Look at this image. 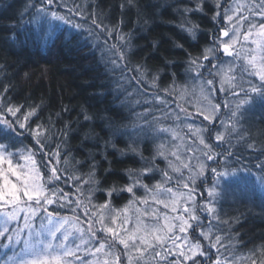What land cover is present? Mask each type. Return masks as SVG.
I'll return each instance as SVG.
<instances>
[{"label": "snow or ice", "instance_id": "6c2138e0", "mask_svg": "<svg viewBox=\"0 0 264 264\" xmlns=\"http://www.w3.org/2000/svg\"><path fill=\"white\" fill-rule=\"evenodd\" d=\"M133 2L134 0H128V5L131 6ZM204 5L205 0H199L195 8L185 6L183 9H176L181 15L180 26L193 39L196 38L199 25L192 23L187 14L203 12ZM124 7L122 4V11ZM61 8L64 9L63 12ZM221 8L224 5L216 0L217 11L213 21L220 23L217 18H222L226 26L218 29V37L213 32L212 44L205 47L200 56H190L189 60L193 70L207 68L212 77L204 80L203 73L197 71L194 78L200 81L197 85L200 102L196 114L198 117L202 116L207 124L202 122L201 125L194 126L187 123L190 135L181 136L175 128L163 124V120L170 118L168 113H163L160 117L152 116L151 121L147 119L152 115L148 108H145L144 113L137 114V118L143 119L161 141L156 146V155L167 162L171 173L178 175L173 176L167 169H161V180L149 186L144 181L151 178L149 174L157 170L155 156L149 164L141 154V159L148 166L136 174L129 170L131 183L123 188L113 187L107 191L110 198L114 192L126 191L131 195L132 199L122 209H113L110 200L100 205L92 204V190H89L86 197L87 205L80 198L84 196L82 184L93 182L91 177L94 176L96 167L94 161L89 180L81 181L79 176L69 177L80 181V184L75 185L80 195L75 200L76 207L71 211L75 213L76 208L83 207L88 216L87 221L81 220L79 216H61L58 209L67 207L72 201L69 199L70 193L58 186L62 178L58 174L60 169L53 166L50 168V175L42 173L36 151L23 146L19 139L27 132L36 145L40 146L41 153L49 157L55 156L59 160L58 150L44 151L46 133L50 129L39 124L32 128L31 121L37 116L39 106L25 111L24 105L13 104L6 98L9 87L5 86L4 92L0 93V248L12 250V255L8 256L5 264H124V259L127 264H264V244L241 253L239 245L242 242L233 244L231 235L225 237L219 234V225L228 224L230 227V222L221 219L223 202L218 191L219 178L228 175L229 169L232 175L241 171L249 176L253 175L252 168L232 150V140H245L242 122L258 104L264 106V0H251L250 4H241L240 0H236V4L224 8L223 13ZM245 10L248 12L247 16L242 15ZM29 12L31 15L28 22L46 26V35L60 31V25H65L75 29L78 35L86 31L85 39L94 38L97 43L93 47L100 48L99 33L91 28L86 29L80 22L91 19V24L100 33L107 34L103 49L107 55H102L101 59L114 67L118 65L113 57L118 56L120 61L126 60L124 46L130 48L132 34L122 33L119 26L109 27L103 24L95 13L86 18L81 6L74 2L69 7L68 0H34L25 8V13ZM250 17H258L259 20L253 21ZM21 18L23 19V14ZM241 21L245 22L247 30H243ZM114 33L117 43L108 46L107 40L112 39ZM221 52L231 60L225 61L219 55ZM136 71L141 76L146 75L141 65L136 66ZM136 78L141 82L139 77ZM155 79L153 77V82ZM117 87L119 90L122 86ZM164 91L168 93L167 89ZM187 91L185 89L181 95L187 94ZM218 92L225 94L222 103L215 102ZM155 99L165 103L159 96ZM180 111L185 113V121L192 115L186 108L182 107ZM173 115L180 120L179 114ZM85 119L91 117L86 115ZM216 121H219V126ZM60 134L65 137L67 135L63 130ZM168 135L171 140L167 139ZM213 135L215 145L211 143ZM174 141L181 143L176 145ZM223 145L227 147L222 152H217L216 147ZM112 146L115 147L114 144ZM248 147L256 150L254 143H249ZM181 148L185 152L184 156L180 154ZM212 164L216 166L213 167ZM43 167L48 168V165L44 164ZM254 167L259 169L255 183L264 190V159H257ZM221 168L225 170L221 171ZM182 169H186L188 174L185 175ZM207 171L212 174L211 185L206 184ZM197 180L206 184L203 191L207 193V198L201 197L199 202L196 195L199 187ZM139 189H143V196L137 195ZM53 205L57 208H52ZM161 208L166 211H161ZM205 218L208 220L207 225L202 222ZM109 220L111 224L108 223ZM85 223L86 228L82 226ZM197 230L207 241V247L191 234ZM98 233H103V237ZM224 239L229 243L225 244ZM117 244L122 246V252L116 249ZM210 249L216 250L215 260L212 259ZM169 257L175 259L169 260Z\"/></svg>", "mask_w": 264, "mask_h": 264}, {"label": "trees", "instance_id": "16d2710c", "mask_svg": "<svg viewBox=\"0 0 264 264\" xmlns=\"http://www.w3.org/2000/svg\"><path fill=\"white\" fill-rule=\"evenodd\" d=\"M226 1L220 0L224 6ZM30 2L34 0H0V93L8 86L9 91L5 95L13 104L24 105L25 111L39 106L31 126L35 128L39 124L50 129L46 133L44 151L58 150L59 160L41 153L40 146L27 132L19 139L23 146L36 151L42 173L50 175L53 166L60 169L58 174L62 178L58 186L70 193L72 201L67 207L58 209L61 216L72 218L78 213L85 215L83 207L76 208L75 213L71 211L80 195L75 187L80 181L69 177L79 176L81 181L89 180L94 161L93 182L82 184L84 196L80 198L87 205L86 197L92 190V204L100 205L110 200L113 209H122L132 199L131 195L126 191L114 192L110 198L107 191L131 183L129 170L133 174L139 173L148 166L145 160L150 164L155 156L157 170L144 181L149 186L161 180V169L171 171L167 162L156 155L160 139L143 119L137 118V114L144 113L148 108L152 115L147 119L151 121L152 116L159 117L165 113L168 105L177 103L176 97L181 90L190 89L199 81L194 79L197 71L203 73L204 80L212 78L207 68L193 70L189 60L190 56H200L205 47L212 44L214 31L219 36L218 29L224 21L222 18H217L220 23L213 21L217 11L216 0H205L203 12L187 14L192 23L199 25L195 39L180 26L181 15L176 9L185 6L195 8L199 0H134L131 6L128 0H68L69 7L73 2L80 5L86 18L95 13L103 24L119 26L122 33L132 34L130 48L124 46L126 60L113 57L117 61L116 67L101 59L102 55H107L103 51L107 34L100 33L91 24V19L80 21L79 17L76 18L86 29L99 33L100 48L93 47L97 43L94 38L85 39L86 31L78 35L75 29L65 25H60V31L46 35V26L28 22L31 12L25 13V8ZM122 4L125 5L123 11ZM61 11L64 9L61 8ZM113 43H117L115 33L112 39L107 40L108 46ZM203 63L208 65L207 61ZM137 65L143 66L146 75L141 76L136 71ZM153 77H156L154 82ZM118 85L122 86L119 90ZM156 96L165 103L157 101ZM224 96L222 93L220 103ZM65 108L68 110L65 111ZM86 115L91 119L86 120ZM195 119V123H202L200 118L198 121ZM216 123L219 124V121ZM242 123L245 140L233 139L232 150L252 168L253 175L243 171L232 175L229 169L228 175L219 178L218 191L223 202L221 219L230 222V227L228 224L219 225V234L225 237L231 235L233 244L242 242L240 252L246 253L264 244V190L255 183L259 169L254 167L257 159H264V106L258 104ZM163 124L171 126L167 120ZM171 127L179 128L173 124ZM61 130L67 133L66 137L60 134ZM184 135L186 133L182 132ZM211 143L216 144L214 135ZM249 143L255 144V151L248 147ZM225 147L227 145L216 147V151L222 152ZM141 154L145 160L141 159ZM44 164L48 168H44ZM224 170L221 168V171ZM207 177L206 184L211 185L210 171ZM204 187L201 192L197 191L198 202L201 197L207 198ZM137 195L143 196V189H139ZM51 207L57 208L56 205ZM202 222L208 224L206 218ZM108 223L111 224V221ZM191 234L207 247V241L199 235V230ZM223 242L229 243L227 239ZM210 253L215 260L216 250L210 249ZM11 255L12 250L0 252V261L5 263L4 259Z\"/></svg>", "mask_w": 264, "mask_h": 264}, {"label": "rangeland", "instance_id": "374dc122", "mask_svg": "<svg viewBox=\"0 0 264 264\" xmlns=\"http://www.w3.org/2000/svg\"><path fill=\"white\" fill-rule=\"evenodd\" d=\"M240 3L241 4H250L251 3V0H240ZM235 4H236V0H231V1L230 0L228 1L227 0L224 8H230V7L234 6ZM224 8H223L222 11H224ZM242 15L247 16L248 15L247 10H245L242 13ZM250 20H253V21L256 20V21H258L259 18L258 17H256V18L250 17ZM241 25H243V30H247L246 29L247 28V25L245 24V22L241 21ZM223 26H226V25L223 23ZM225 39H227V38H225ZM220 54H221V56H223V53L222 52ZM224 60L225 61H229V60H231V58H227V59H224ZM241 63H242V61H241ZM218 81H219V78L217 79V85H216L217 90L219 89V83H218ZM199 83H200V81H198L195 84H192L191 88L190 89H187L188 90L187 91V94H184L183 96L181 95V93L184 92V89L181 90L180 91L181 92L180 95L176 97L177 103H172V104L168 105L167 106V109L165 110V113H168L169 116H170V118L169 119H166V120L169 121V122H171V126H172V124L174 126H177V125L179 126L178 129L176 128V131L181 136H182V132L183 133H186V135H190V133L188 132V129L186 127V124L187 123H192L194 126L201 125L199 123H195L194 122V119L195 118H196L195 121H198V119L200 118L202 120L203 124H205V125L207 124V121H203V117L202 116L198 117L197 114H196V108H197V106H198V104L200 102L199 88L197 87V85H199ZM221 96H222V93H219L218 92V98H214L215 99V102H220ZM182 107L183 108H186L187 111H188V113H191L192 114L191 117H189L187 121H185V113H182L180 111V108H182ZM157 112H161V111H157ZM173 114H179L180 120H177L176 119V116L173 115ZM160 116H162V114ZM166 120H163L162 122L164 123V122H166ZM217 126H219V124H217ZM182 129H183V131H182ZM179 130H181L182 132H180ZM168 140H171L170 135H169V139ZM173 143L176 144V145H179L181 142L180 141H174ZM179 151H180V154L182 156L185 155V152H184V150L182 148L179 149ZM176 163L178 164L179 162L177 161ZM209 163L211 164V162H209ZM182 171L184 172L185 175L188 174L186 169H182ZM170 173H171V171H170ZM171 174L173 176L178 175L177 173H171ZM207 175H209V171L206 172V176ZM197 184L199 186L198 187V193H199V192H201V189L204 187L205 183H202L200 180H197ZM205 187H206V185H205ZM181 190L182 191H186L184 189H181ZM196 195L198 197V194L197 193H196ZM161 211H166V210L163 209V208H161ZM90 215H91V213H89V216ZM78 216L79 217L81 216L82 217V220H84V221H87V219H88V216L84 215L83 213H78ZM82 226L86 228L87 223L83 224ZM95 227L98 228L99 225H95ZM98 235L101 236V237H103L104 234L103 233H98ZM193 242H195V241H193ZM116 249L119 250V251H121V252L123 251L122 246L119 245V244L116 245ZM8 250H11V249H3V248H0V252H6ZM17 250H19V249L17 248ZM1 254L3 255V253H1ZM7 255H8V253H7ZM168 259L169 260H173V259H175V257H169ZM4 260L7 261L8 258L6 257ZM0 264H5V263H2V260H1L0 261ZM124 264H127L126 259H124ZM152 264H154V262H152ZM189 264H190V262H189Z\"/></svg>", "mask_w": 264, "mask_h": 264}]
</instances>
